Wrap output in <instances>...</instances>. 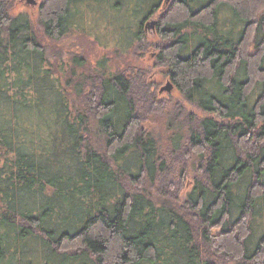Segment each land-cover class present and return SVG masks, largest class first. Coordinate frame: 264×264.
I'll use <instances>...</instances> for the list:
<instances>
[{
  "label": "trees",
  "instance_id": "1",
  "mask_svg": "<svg viewBox=\"0 0 264 264\" xmlns=\"http://www.w3.org/2000/svg\"><path fill=\"white\" fill-rule=\"evenodd\" d=\"M21 1L0 0V264H32L31 245L43 264H264V0H170L158 16L154 65L197 113L156 109L138 68L84 76L75 56L63 80ZM162 3L43 0L37 18L59 40L86 6L131 9L126 50Z\"/></svg>",
  "mask_w": 264,
  "mask_h": 264
},
{
  "label": "rangeland",
  "instance_id": "2",
  "mask_svg": "<svg viewBox=\"0 0 264 264\" xmlns=\"http://www.w3.org/2000/svg\"><path fill=\"white\" fill-rule=\"evenodd\" d=\"M42 1L43 0H36L35 5L30 6L29 4L26 5L27 2L22 0L21 6L23 5L24 8L17 5L15 13L24 10L30 14L32 26L36 32L37 38L46 47V52H48V55L53 60L55 66H59L60 64H62V66L68 65V71H66V68L62 71L65 73L62 76L63 80L70 78V60L75 56H78L85 61L84 67L77 70L78 73L82 72L84 76H87L90 73L93 74L97 71L104 72L107 76L111 74H120L126 70H129V73H132L130 69L138 68L142 71H146L145 79L148 84L150 83V85L153 86L151 87V91L155 93V97H157V100L160 103V106L156 109H167L169 105L168 108L170 109H173V107H176L177 109L179 107H184V110L187 113H197L195 108L183 102L180 92L175 89L172 81L167 75L168 70L163 69L162 66L159 67L154 65L157 59L156 56L160 51V46H164V43L161 42V38L157 33L152 34L149 30L145 31L143 33V38L146 39H143L140 48H138L137 44H133V40L127 45L126 50L118 48L126 45L125 43L129 39V37H127L126 40V37H124L128 33L127 28H130V25L134 26L136 23V15L132 13L131 9L127 13L124 10L120 11L119 14L108 11L106 12V10H104V12L94 14L93 11H96V9L91 8V11H89V7L86 6V9L82 11V16L86 17L84 19L85 21L79 17L74 18L71 22V28L81 30L87 35L78 32V30H74L67 33L59 40H51L45 37L43 29L39 28L37 14L39 4H41ZM221 10L222 13L220 17L225 21L227 20L225 17L228 15V11L226 7ZM138 14L144 15L146 13L141 12ZM233 24L235 25V32H237L239 26L236 22H233ZM77 79L78 78H75L74 81ZM167 81H170L173 85L172 92L160 93L159 89L165 86ZM140 100L141 96H138L136 99L138 107L140 110H145L144 114H147L146 116L150 120L153 117V109L155 108L150 106V103L147 102H143L142 104H144V106H142ZM142 125L145 129L153 127L148 119L143 122ZM159 125L154 127L156 135L161 138V142L167 143L166 130L162 128L161 123H159ZM102 144L103 143L99 144L98 147L102 148ZM188 186H186V188ZM39 249L40 247L37 248L36 245H31L28 250L25 251V254L28 256L27 259L30 258L33 260L32 264L44 263V256L39 253Z\"/></svg>",
  "mask_w": 264,
  "mask_h": 264
},
{
  "label": "flooded vegetation",
  "instance_id": "3",
  "mask_svg": "<svg viewBox=\"0 0 264 264\" xmlns=\"http://www.w3.org/2000/svg\"><path fill=\"white\" fill-rule=\"evenodd\" d=\"M170 2H171L170 0H167V1L163 0V3L161 4L159 8L158 6L154 7V5H152L153 7L152 10H150L149 12H145L146 14L142 17L139 23L141 32L144 33L145 31L149 30L152 34L157 33L156 31L159 28L158 16L163 15V12L167 8V6L170 4ZM85 18H82V19H85ZM78 32L80 33L82 32V34L84 35L86 34L85 32L81 30H78Z\"/></svg>",
  "mask_w": 264,
  "mask_h": 264
},
{
  "label": "water",
  "instance_id": "4",
  "mask_svg": "<svg viewBox=\"0 0 264 264\" xmlns=\"http://www.w3.org/2000/svg\"><path fill=\"white\" fill-rule=\"evenodd\" d=\"M24 2H27V4L26 5H30V6H33V5H35V3H36V0H23ZM165 1H167V0H165ZM173 89V85H172V83L170 82V81H167V83H166V85L165 86H163V87H161L160 89H159V92L160 93H164V92H166V93H171L172 90Z\"/></svg>",
  "mask_w": 264,
  "mask_h": 264
}]
</instances>
